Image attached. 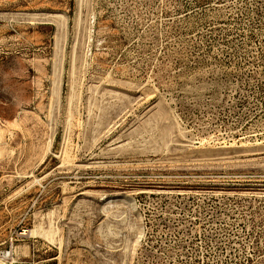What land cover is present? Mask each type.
I'll return each instance as SVG.
<instances>
[{"label":"rangeland","instance_id":"374dc122","mask_svg":"<svg viewBox=\"0 0 264 264\" xmlns=\"http://www.w3.org/2000/svg\"><path fill=\"white\" fill-rule=\"evenodd\" d=\"M3 257L264 264V0H0Z\"/></svg>","mask_w":264,"mask_h":264},{"label":"bare ground","instance_id":"6f19581e","mask_svg":"<svg viewBox=\"0 0 264 264\" xmlns=\"http://www.w3.org/2000/svg\"><path fill=\"white\" fill-rule=\"evenodd\" d=\"M110 197V196H109ZM109 197H106L105 200H106V203H110V198ZM109 198V199H108ZM28 232L30 233L29 235H32V236H41V237H46L48 239H51L53 240L54 236H53V231L52 230H48V229H44L42 226L38 225L37 227L33 228V229H30L28 230ZM26 233V232H25ZM18 254V253H16ZM1 260V259H0Z\"/></svg>","mask_w":264,"mask_h":264},{"label":"built area","instance_id":"2783aa9c","mask_svg":"<svg viewBox=\"0 0 264 264\" xmlns=\"http://www.w3.org/2000/svg\"><path fill=\"white\" fill-rule=\"evenodd\" d=\"M0 264H14V262L10 261L7 257H3L0 260Z\"/></svg>","mask_w":264,"mask_h":264}]
</instances>
